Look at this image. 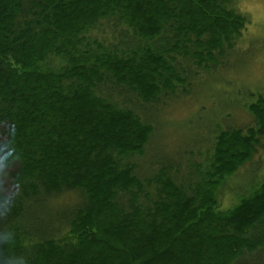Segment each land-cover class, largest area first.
<instances>
[{
    "label": "trees",
    "instance_id": "obj_1",
    "mask_svg": "<svg viewBox=\"0 0 264 264\" xmlns=\"http://www.w3.org/2000/svg\"><path fill=\"white\" fill-rule=\"evenodd\" d=\"M238 1L0 0V264H264V178L217 201L264 138V97L251 126L216 132L183 188L136 175L154 126L103 94L159 107L198 75L187 63L206 70L242 37ZM101 22L109 41L92 35ZM65 190L85 202L48 215Z\"/></svg>",
    "mask_w": 264,
    "mask_h": 264
},
{
    "label": "rangeland",
    "instance_id": "obj_2",
    "mask_svg": "<svg viewBox=\"0 0 264 264\" xmlns=\"http://www.w3.org/2000/svg\"><path fill=\"white\" fill-rule=\"evenodd\" d=\"M235 9L247 17L249 24L233 49L206 70L187 63L198 75L190 77V81L185 79L187 83L178 86L177 94L164 97L161 103L155 102L159 107L153 105L146 110L144 104L131 94H122L113 86L103 88V94L110 93L112 100L118 99L121 105L133 109L144 122L151 121L154 126L144 153L131 157L136 165V175L143 181L149 183L155 175L164 171L181 187H189L205 172L216 132L230 129L243 131L253 124L247 107L258 97H264V0L238 1ZM92 35L102 41L103 38L106 41L110 39L104 22ZM180 64L183 69L188 66L184 60H180ZM258 144L249 162L218 189L217 201L222 210L238 202V192L243 190L241 195H248L252 185H257L264 178L263 137ZM236 183L241 189L231 187ZM152 187L146 186L145 192L153 194ZM53 195L45 199L48 215L54 214L61 206L70 212L73 206L85 202L80 192L73 190ZM120 200L125 204L126 196L120 197ZM64 225L63 222L56 223L55 227L60 229ZM253 262L250 257L239 261L240 264Z\"/></svg>",
    "mask_w": 264,
    "mask_h": 264
},
{
    "label": "clouds",
    "instance_id": "obj_3",
    "mask_svg": "<svg viewBox=\"0 0 264 264\" xmlns=\"http://www.w3.org/2000/svg\"><path fill=\"white\" fill-rule=\"evenodd\" d=\"M7 237H5V239H6Z\"/></svg>",
    "mask_w": 264,
    "mask_h": 264
}]
</instances>
